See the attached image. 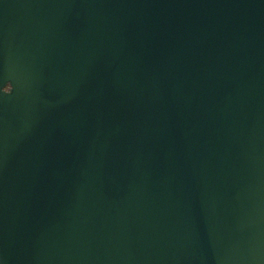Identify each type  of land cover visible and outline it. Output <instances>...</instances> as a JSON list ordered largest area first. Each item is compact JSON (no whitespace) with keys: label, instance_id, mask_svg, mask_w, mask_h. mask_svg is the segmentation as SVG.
<instances>
[{"label":"water","instance_id":"water-1","mask_svg":"<svg viewBox=\"0 0 264 264\" xmlns=\"http://www.w3.org/2000/svg\"><path fill=\"white\" fill-rule=\"evenodd\" d=\"M0 264H264V0H0Z\"/></svg>","mask_w":264,"mask_h":264}]
</instances>
